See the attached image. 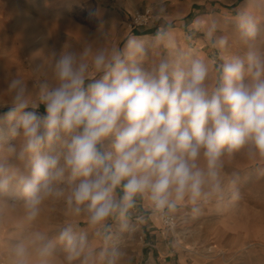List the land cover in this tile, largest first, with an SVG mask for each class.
I'll return each instance as SVG.
<instances>
[{
	"label": "clouds",
	"instance_id": "obj_1",
	"mask_svg": "<svg viewBox=\"0 0 264 264\" xmlns=\"http://www.w3.org/2000/svg\"><path fill=\"white\" fill-rule=\"evenodd\" d=\"M164 13L157 6L154 23ZM234 26L237 51L216 21L203 29L214 66L189 57L160 23L152 49L161 57L150 67L143 41L94 46L99 31L80 47L50 46L31 79L0 77V124L12 141L0 145V223L17 222L0 240L4 264H57L58 246L59 264H124L122 249L92 248L89 232L110 241L113 224L131 233L151 217L167 223L188 208L196 218L226 196L241 199L229 165L243 158L264 175V27L248 10ZM55 202L71 220L51 237L36 225Z\"/></svg>",
	"mask_w": 264,
	"mask_h": 264
},
{
	"label": "rangeland",
	"instance_id": "obj_2",
	"mask_svg": "<svg viewBox=\"0 0 264 264\" xmlns=\"http://www.w3.org/2000/svg\"><path fill=\"white\" fill-rule=\"evenodd\" d=\"M145 6L152 8L153 15L157 6L164 7L161 21L158 24L152 20L148 26L131 28L133 12ZM244 10L254 12L264 27V0H1L0 77L15 73L26 80L31 79L32 68L46 63L45 55L50 46L55 45L58 49L64 45L80 47L84 39L93 40L99 31L104 32L105 36L103 41H93L94 46L102 43L103 46L122 47L129 37L143 41L149 48L144 66L150 67L161 57L158 50L152 49L160 23L173 26L180 48L189 53V57L204 56L214 66L217 56L207 47L203 29L216 21L219 28L217 34L231 37L236 33L235 17ZM188 36L192 37L191 41H186ZM163 55L172 58L169 53ZM212 75H215L214 68ZM5 111L6 107L0 109V112ZM39 111L43 113L44 110L41 107ZM11 142L6 124H0V145ZM233 170L240 175L241 199L236 201L237 218L242 222L245 215L250 216L257 243L247 253L251 257L229 259L227 262L264 264V175L257 171V165L243 158H237L229 165V171ZM226 199L231 201L227 196ZM55 203H52L51 212L63 214V203ZM187 218L185 208L177 214V223L173 228L166 227L160 218L159 224H154L148 218L131 233H121L119 225L113 224L111 240L100 239V249H122L126 253L124 264H162L157 259L163 256V251H169L172 257L177 252L188 257L193 254L211 257L214 252L211 246L202 250V246L189 244L191 231L188 230ZM247 220L244 219L245 222Z\"/></svg>",
	"mask_w": 264,
	"mask_h": 264
},
{
	"label": "crops",
	"instance_id": "obj_3",
	"mask_svg": "<svg viewBox=\"0 0 264 264\" xmlns=\"http://www.w3.org/2000/svg\"><path fill=\"white\" fill-rule=\"evenodd\" d=\"M158 24L156 26H159ZM228 38L233 50H239L237 34L235 33V35ZM9 199L10 202L20 203L19 197L15 192ZM246 203L248 204L247 199ZM62 206L64 207L63 204ZM51 207L52 203L45 206L41 220L36 227L46 231L51 237H55L59 229L68 223L71 218H68L65 207L62 210L63 214L62 212L53 214ZM237 208L236 202L234 203L227 199L221 203L213 202L206 205L202 214L196 218L191 216L187 208L188 230L189 232L191 231L188 236L189 244H193L194 247L196 245L202 246V250L206 246H211L214 251L213 255L209 258L205 254H193L188 257L182 252H177L172 257L169 251H161L163 256L157 260L162 264H228L227 261L229 259L237 260L251 257L247 253L254 248L257 238L253 235V229L251 228L253 225L250 216L244 212L247 214L245 215L246 218L239 222ZM241 213L243 214V212ZM244 219L248 220L245 222ZM151 220L154 221V224H159L157 217H151ZM75 223L78 230L87 231L86 225L81 223V221H75ZM16 234L17 222L13 217L9 216L0 223V240L11 238ZM88 235L92 248L100 250V239L94 237L90 232ZM64 255L63 247L58 246L56 252L57 264L63 259ZM0 264H4V249L2 246H0Z\"/></svg>",
	"mask_w": 264,
	"mask_h": 264
},
{
	"label": "built area",
	"instance_id": "obj_4",
	"mask_svg": "<svg viewBox=\"0 0 264 264\" xmlns=\"http://www.w3.org/2000/svg\"><path fill=\"white\" fill-rule=\"evenodd\" d=\"M153 11L150 6H145L139 9H136L133 14L130 21L131 28H140L144 26H148L150 22L153 20ZM162 223L169 228H173L177 223V217L169 222H164L161 220Z\"/></svg>",
	"mask_w": 264,
	"mask_h": 264
}]
</instances>
